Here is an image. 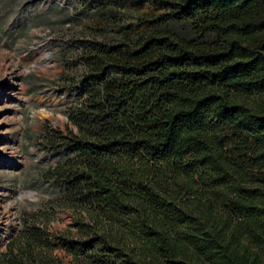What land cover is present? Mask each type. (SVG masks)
Listing matches in <instances>:
<instances>
[{
    "label": "trees",
    "instance_id": "1",
    "mask_svg": "<svg viewBox=\"0 0 264 264\" xmlns=\"http://www.w3.org/2000/svg\"><path fill=\"white\" fill-rule=\"evenodd\" d=\"M100 1L1 264H264V0Z\"/></svg>",
    "mask_w": 264,
    "mask_h": 264
},
{
    "label": "rangeland",
    "instance_id": "2",
    "mask_svg": "<svg viewBox=\"0 0 264 264\" xmlns=\"http://www.w3.org/2000/svg\"><path fill=\"white\" fill-rule=\"evenodd\" d=\"M100 3L0 0V58L5 57L7 66H16L3 77V87L10 89L8 96L0 92V133L5 141L1 148L8 151L5 162H10L11 152L18 159L14 168L0 169V264L10 242L31 223L29 217L49 210L48 202L60 191L41 180V174L57 163L58 154L44 150L39 140L46 126H66L65 110L75 95L64 89L59 76L70 64L74 50L88 40L87 22ZM19 58L25 60L22 65ZM23 89L24 104L18 101ZM70 225L69 216L58 213L52 232Z\"/></svg>",
    "mask_w": 264,
    "mask_h": 264
},
{
    "label": "bare ground",
    "instance_id": "3",
    "mask_svg": "<svg viewBox=\"0 0 264 264\" xmlns=\"http://www.w3.org/2000/svg\"><path fill=\"white\" fill-rule=\"evenodd\" d=\"M1 59V63H0V84L2 85V88L0 90V92H2L1 94H4V96H8V93H9V90L10 89H5L3 87L4 84L3 83V77L8 73L10 72L11 70L15 69L16 66H13L12 63L10 65H6L3 61L5 60V57H2L0 58ZM23 61L24 58H19V65H22L23 64ZM12 75H15V73H13ZM15 77L17 78L18 77V74L15 75ZM16 84L15 82L13 83V87H15ZM25 93H26V90L23 89L21 92H20V98H18V101L19 103H25L27 102V100L24 98L25 97ZM2 126V124H1ZM3 135L2 133H0V159L3 161V165H0V169H5V168H14V165H16V162L15 160L17 159L16 158V155L15 153L11 152L9 153L10 156H11V160L10 162H5V160L7 159V156H8V151L6 152L2 147V145L4 144V139H2V136ZM5 145V144H4ZM18 160V159H17ZM9 212L6 211V215H8ZM8 218V216H7Z\"/></svg>",
    "mask_w": 264,
    "mask_h": 264
}]
</instances>
